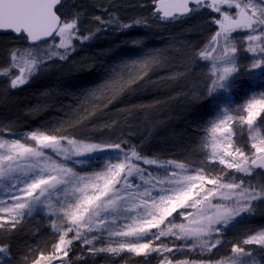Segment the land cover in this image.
Masks as SVG:
<instances>
[{"label": "snow or ice", "instance_id": "6c2138e0", "mask_svg": "<svg viewBox=\"0 0 264 264\" xmlns=\"http://www.w3.org/2000/svg\"><path fill=\"white\" fill-rule=\"evenodd\" d=\"M160 3L165 18L205 9L218 14L213 18L218 29L194 53L211 65L212 75L205 86L208 97L221 89H231L240 75L238 54L242 51L251 53L247 67L264 77V0H160ZM78 9L80 6L69 0H0V32L13 33L17 40L26 42L22 55H17L20 49L11 51L7 66L0 67V74L9 78L11 88L26 84L51 64L69 62L77 45L90 41L113 23L115 30L120 31L142 23L135 19L122 23L111 14L107 19L96 15L92 18L96 24L93 30L86 27L90 21L84 10ZM239 32L244 33L243 38L233 35ZM130 43L135 47L142 41ZM170 63L159 51L149 52L141 60L122 61L97 87L80 94L83 101H94L98 95L103 99L93 102L91 107L81 104L71 116L66 114V119L57 122L64 131L56 128L32 131L27 137L32 143L19 138L0 139V186L6 181L10 189L0 198V232L17 230L26 216L41 210L52 216L62 212L60 218L66 225L49 254L43 251L34 254L31 264L56 261L69 264L67 258L74 241L79 246H88L89 253H133L145 257L156 253L160 256L159 264H189L162 253H173L174 249L182 252L189 241L190 247L198 245L201 251L218 249L222 233L238 219L264 206V185L257 190L242 177H235V173L251 176L256 169L264 172V138L253 134L247 151L234 145L231 116L213 121L210 128L213 162L218 159L226 174L234 170L227 181L223 176L206 174L203 166L189 171L176 160L145 157L130 137L109 134L118 125L115 118L104 120L97 127L94 108L99 110L102 104L107 109L114 105L117 94L131 95L146 85L156 84L152 73ZM137 66V71L130 70ZM160 103L152 101L130 107L143 113L151 104ZM262 114L264 92L259 99L253 96L249 100L246 115L239 119L255 132ZM86 118L92 119L85 123ZM90 126L95 131H83ZM99 153L105 154L99 170L89 172L84 167L77 170L78 166L90 164ZM190 209H196L195 214ZM180 217L186 223H176ZM171 237L185 243L177 245ZM96 242L105 246L97 248ZM243 245L264 249V229L233 241L230 254L217 259L215 264H253L249 259L252 252ZM0 264H11V245L4 239H0Z\"/></svg>", "mask_w": 264, "mask_h": 264}, {"label": "trees", "instance_id": "16d2710c", "mask_svg": "<svg viewBox=\"0 0 264 264\" xmlns=\"http://www.w3.org/2000/svg\"><path fill=\"white\" fill-rule=\"evenodd\" d=\"M76 1L80 6L79 10L96 11V14L104 18L109 17V14L117 15L122 21L131 23L140 17L138 20L145 29L140 30L141 26H133L127 31H120L110 26V30L107 28L83 45H77V50L72 53L69 62H62L56 69L38 74L28 85L7 90L0 83V122L25 127L37 123L49 126L57 124L58 121L66 119V114L71 116L73 110L81 104L91 107L93 102L99 103L102 99L83 101L80 94L85 89L97 87L105 80L108 72L118 67L122 61H132L131 57L133 60L143 59L146 51L162 52L170 61L180 58L185 64L189 59L191 63L194 60L199 63L197 56L193 55V59L188 54L192 49L199 50V35L195 36L191 31L185 36L173 38L162 29L163 26L152 23L153 18L160 16L154 12L156 0ZM206 13L202 23L213 27V13L210 10ZM192 17L193 14H190L171 20H185L188 22L186 29H191L194 25ZM145 24L147 26H144ZM205 26L203 28L206 29ZM193 27V30L197 31L199 26L197 24ZM136 39L142 43L134 47L130 41ZM18 41L13 34H0V65L10 50H22L26 47V42L20 45ZM196 75L197 70L192 69L174 81L165 79L154 85H146L131 95L117 94L114 97V105L104 109L100 104L99 110L93 109L96 112L97 127H100L104 120L115 118L118 125L109 134L130 137L132 143L138 145L145 156H154L157 153L168 157L193 154L211 112L209 99L197 96L193 99L195 96L192 95L190 87ZM156 79L158 77L153 78ZM152 101L161 103L151 104L143 113L130 107L133 104H150ZM89 119L92 118H86L84 122L87 123ZM83 130L95 131L91 126ZM62 215H44L40 223L33 226L25 224L22 230L8 233L6 240L11 245V264H31L33 255L40 251L48 255L52 246L58 242L61 231L56 224L63 221L60 218ZM82 257L80 258L84 259Z\"/></svg>", "mask_w": 264, "mask_h": 264}, {"label": "rangeland", "instance_id": "374dc122", "mask_svg": "<svg viewBox=\"0 0 264 264\" xmlns=\"http://www.w3.org/2000/svg\"><path fill=\"white\" fill-rule=\"evenodd\" d=\"M69 3H77L76 0H69ZM79 10V9H78ZM85 16L90 21L88 24H86V27L95 28L96 24L93 21V17L96 15L101 16L100 14H96V11L92 12L91 10L87 9L85 10ZM207 9L200 11L199 13L193 14V24H198V30L194 31L193 26L188 27L186 29L185 25L188 23L187 21L183 20H171V21H165L160 16H157L155 19H152L153 24H157L159 26H163V30L167 31V33L173 37H181L185 36L191 31L194 33V35H199L200 38V48L207 44L209 38L211 35L218 29V25L213 23V18L218 16V14L213 13L212 15V26L208 25L205 26L202 23L203 17L206 16ZM137 14H134L136 16ZM114 17L119 20L120 22H126L122 21L117 15H114ZM102 19H107L101 16ZM140 19V17L137 18V20ZM201 19V20H200ZM128 23V22H127ZM137 28H140V30L145 29L142 25H140ZM184 26V27H183ZM206 27L203 28V27ZM111 27H115V23ZM110 30V28H108ZM114 29V28H113ZM129 30V29H128ZM164 31V32H165ZM188 32V33H187ZM234 36H239L240 38H243L244 33H233ZM137 40V39H136ZM18 43L21 45L24 43V41H18ZM182 43V42H181ZM180 44V42H179ZM25 46V45H22ZM178 47V46H177ZM177 47H171L172 49H178ZM199 48V49H200ZM14 50H10L9 53ZM196 50L192 49L189 56L194 59L193 56ZM149 51H146L144 55H147ZM23 54V49L20 52H17V55L20 56ZM250 56L251 53L247 52H240L238 54V65L240 67V75L238 78L235 79L234 82H232V87L230 90L225 91L223 89L219 90L217 93H215L213 96L208 97L205 94V86L206 82L208 81V77L212 75L211 73V65L208 61L201 60L198 56V62L195 63L192 61V63L187 62L186 64L182 62V59H174L171 61L169 65H167L165 68L158 69L156 72L152 73L153 78L158 77L155 81L156 83H159L161 81H164L165 79L169 81H174L178 79L181 75L187 73L188 71H191L192 69L197 70L196 78L192 82V86L190 87V91L193 96H197L198 98H207L209 99L210 105H211V112L210 116L205 121V124L203 126V132L199 138V143L197 145L196 150L191 155H172L170 157L168 156H161V154H156L154 156H145L147 158L152 159H158L160 161L165 160H176L180 163H184L186 165V168L191 171V169H194L198 166H203L204 171L206 174L210 173L211 176L217 177V176H223L224 179L227 181L228 176L233 175L234 170H228L227 174L223 171L224 165H220L218 163V159L216 162H213V157L211 154V135H210V128L212 126V122L216 121L218 122L219 119L224 118L226 119L228 116L232 117V120L229 121L234 135H232L231 139L236 146H242L244 147V150L247 151L248 148H250V144L252 141V135L256 134L260 138H264V114L261 115V117L258 118L257 124L255 125V132L249 129V127L240 121L239 117L246 115V105L249 102V100L255 96L257 99L260 98V93L264 92V77L261 76L259 71H252L250 67H247L250 65ZM170 60V58H168ZM172 59V58H171ZM131 60L134 61L131 57ZM9 61V54H7V58L3 62V64L0 65V67H6ZM62 62L51 64L50 66L44 68L42 71L38 72L34 77H36L38 74L41 73H47L51 69H56V66L61 65ZM139 69V66L134 67L130 69L131 71H137ZM156 75V76H155ZM169 77H173L169 79ZM31 78L26 84L18 86L23 87L29 84ZM0 83L4 86L5 89L9 90L11 89L9 84V78L7 76H4L0 74ZM109 92H105V94H108ZM103 99V96H99L94 98V100H100ZM23 125H13V123L10 122H0V131H2V134H0V139H21L22 142H25L27 140L28 135L32 131L37 130H43L48 131L51 128H56L57 131H64V129L59 128L58 124L53 125H40V124H30L28 126ZM45 126H48L47 128ZM70 131V129H69ZM85 131V130H83ZM85 132H89L85 131ZM92 132V131H90ZM14 133L15 135H11ZM52 134V133H50ZM219 135V134H218ZM131 141V140H130ZM28 143H32L30 140H27ZM132 143V141H131ZM137 146V149L139 150V146ZM141 151V150H139ZM105 159L104 153L96 154L93 160L90 164H85L83 166H78L77 170H79V167L86 168L89 172L94 170H99L100 163L103 162ZM83 174V173H82ZM236 178L242 177L246 183H250L253 186L259 190V188L264 185V172L261 170H255L251 176H245L241 173H235ZM8 182H3V185L0 186V198L4 197L5 194L9 191ZM71 197H69L70 199ZM215 202V201H213ZM53 205H55V200H53ZM193 214H195L196 209H190ZM60 214H63L60 212ZM51 216L46 211H38L36 213H33L31 216H26L21 221V226L18 229H21L23 225L26 224L29 226L36 225L40 223L42 220V217ZM176 215L175 213L173 214ZM169 219H172V217H169ZM176 223H186L183 217H180L176 220ZM56 226L60 229L62 232L63 228L66 227L64 222L62 221L59 224H56ZM264 229V206H260L255 213L251 215H245L244 218L238 219V221L232 225L225 233L221 234V245L218 246V249H213L211 252H208L207 250L201 251L199 246L197 245L196 248H192L189 245L191 242L189 241L187 244H185V247L183 248L182 252H177L175 249L173 250V253H162L163 256L168 258H178L180 260H186L189 262V264H209V261H211V264H215V261L217 259H221L225 257L226 255L230 254V249L232 247V242L236 240H240L245 238L247 235L255 234V232ZM12 230H9L7 232H0V239L6 240L7 234L10 233ZM69 237H71V233L69 234ZM105 240H108V237L104 238ZM163 239V238H162ZM174 241L175 244H184V241L176 240L174 237L169 238ZM157 243H159L157 241ZM104 244H101L99 242H96L95 247H103ZM246 250H249L252 252V256L249 258L252 260L253 264H264V249H261L257 245H243ZM72 251L69 254V257L67 258L69 261V264H159L160 256H158L156 253H152L149 256H137L133 253H121L119 255H112L109 253H89L87 251L88 246H79L78 242L73 243ZM83 256L81 259L80 257ZM59 264V262H58Z\"/></svg>", "mask_w": 264, "mask_h": 264}, {"label": "water", "instance_id": "95a60500", "mask_svg": "<svg viewBox=\"0 0 264 264\" xmlns=\"http://www.w3.org/2000/svg\"><path fill=\"white\" fill-rule=\"evenodd\" d=\"M162 7H163V5H161L160 0H156V2H155V4H154V12L157 13V14H159L160 17H162V18H164V19L171 20V19H174V18H176V17H186V16H189V15H185V16L177 15V16H175V17L165 18V17L163 16V12L161 11ZM0 34H13V33H9V32H0ZM13 35H15V34H13ZM256 170H260V169H256Z\"/></svg>", "mask_w": 264, "mask_h": 264}]
</instances>
